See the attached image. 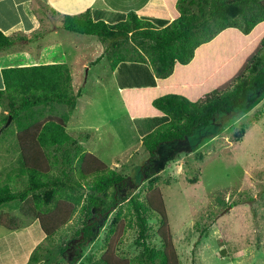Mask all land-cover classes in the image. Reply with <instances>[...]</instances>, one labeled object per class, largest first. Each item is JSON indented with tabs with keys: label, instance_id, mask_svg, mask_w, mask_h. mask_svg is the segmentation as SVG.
Returning a JSON list of instances; mask_svg holds the SVG:
<instances>
[{
	"label": "trees",
	"instance_id": "1",
	"mask_svg": "<svg viewBox=\"0 0 264 264\" xmlns=\"http://www.w3.org/2000/svg\"><path fill=\"white\" fill-rule=\"evenodd\" d=\"M164 1L173 16L164 28L134 12L115 24L93 21L89 10L62 16L63 30L98 39L110 71L122 62L152 68L155 87L120 92L131 118L168 117L141 139L150 160L160 148L186 140L201 127L218 125V114L248 111L264 94V0ZM27 40L24 35L6 36L0 31V49ZM1 75L0 134L8 117L12 122L49 104H61L73 112L80 97L66 64L5 68ZM66 123L65 117L49 115L20 126L16 141L25 186L12 191L8 184L0 185V207L18 202L29 208L23 216L37 220L48 245L54 244L61 257L55 264H75L81 258L79 248L97 239L100 218L112 212L105 251L97 259L89 257V264H181L161 194L151 189L154 181L142 198L132 191L119 196L128 178L136 183L142 180V165L135 177H126L85 151L80 141L89 135L68 134ZM155 214L158 228L153 234L150 221ZM16 220L0 217V225L18 227ZM127 230L135 232L133 245L138 253L132 258L118 253ZM72 243L76 255L68 262L63 257ZM40 246L50 253L46 245ZM40 246L26 264L40 262Z\"/></svg>",
	"mask_w": 264,
	"mask_h": 264
},
{
	"label": "rangeland",
	"instance_id": "2",
	"mask_svg": "<svg viewBox=\"0 0 264 264\" xmlns=\"http://www.w3.org/2000/svg\"><path fill=\"white\" fill-rule=\"evenodd\" d=\"M59 22L54 19L55 25ZM44 35L35 33L32 42L40 41ZM86 38L102 46L96 37ZM145 67L132 63L113 75L103 58L83 70L79 85H75L80 97L73 112L64 105L49 104L33 109L27 117L10 121L0 134V185L8 184L12 191L25 186L26 174L20 167L16 141L20 126L49 115L62 116L67 119L68 134H88V139L80 141L82 147L108 167L133 178L142 165V180L136 183L135 178H128L119 196L132 191L142 198L150 193V181H154L151 189L161 194L181 264H264V94L248 111L218 114V125L201 127L186 140L160 148L150 160L141 138L148 134L152 120L131 118L119 91L125 76L132 77L130 85L141 86L143 76L152 73L150 67ZM29 211L18 202L0 207V217L5 221L12 216L18 219L15 231L0 225V264L21 263L30 244L44 238L38 222L23 216ZM113 215L114 212L106 219L100 218L97 239L79 248L81 258L75 264H89V257L97 259L105 251L104 239ZM157 218L155 214L150 221L153 234L158 228ZM103 220L106 224H102ZM58 238L54 236L53 242L57 243ZM134 238L135 232H124L119 255L132 258L138 253ZM157 242L154 235V243ZM40 245H46L50 253ZM40 245L38 264H55L61 259L54 244L48 245L45 239ZM75 248L72 243L63 260L69 262L75 257Z\"/></svg>",
	"mask_w": 264,
	"mask_h": 264
},
{
	"label": "crops",
	"instance_id": "3",
	"mask_svg": "<svg viewBox=\"0 0 264 264\" xmlns=\"http://www.w3.org/2000/svg\"><path fill=\"white\" fill-rule=\"evenodd\" d=\"M86 10L90 11L93 21H103L108 24H115L124 20L129 12L136 13L138 17L151 22L157 28H164L173 20L164 0H0V31L6 36L19 34L28 38L24 45L16 44L13 47L0 49V90L4 89L2 69L66 64L70 69L72 83L77 92L79 89L76 90L75 85H79L83 70L85 68L89 70L91 66L103 59L101 56L103 48L99 43L100 47H98L85 35L63 30L62 16L75 15ZM56 18L60 22L55 25L54 19ZM37 32H42L45 35L40 41L32 42V37ZM29 45L30 47H28ZM95 55L98 56L96 59L93 57ZM129 64L132 62L118 64L115 70L111 71L112 74L117 75L123 66ZM134 64L141 65V63ZM142 65L150 67L148 64ZM150 69L151 75L143 76L141 86L130 85L133 83L131 82L132 77L128 79L125 76V81L119 91L155 87L156 78L151 67ZM148 118L152 121H150L151 126L149 131H146L147 133L168 121L166 116ZM16 179L18 178L16 177ZM11 218L14 221L17 219L15 216ZM35 221L37 222V220ZM16 229L18 227L12 226L8 230L15 231ZM44 240L45 238L34 240L26 252V257L19 264H26L30 254Z\"/></svg>",
	"mask_w": 264,
	"mask_h": 264
},
{
	"label": "water",
	"instance_id": "4",
	"mask_svg": "<svg viewBox=\"0 0 264 264\" xmlns=\"http://www.w3.org/2000/svg\"><path fill=\"white\" fill-rule=\"evenodd\" d=\"M10 121H11V117H8L7 122L5 124V127L8 126V124L10 123Z\"/></svg>",
	"mask_w": 264,
	"mask_h": 264
}]
</instances>
